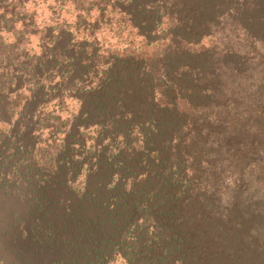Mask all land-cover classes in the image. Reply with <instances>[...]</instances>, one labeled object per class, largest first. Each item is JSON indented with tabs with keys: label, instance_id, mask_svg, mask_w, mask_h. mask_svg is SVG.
<instances>
[{
	"label": "trees",
	"instance_id": "1",
	"mask_svg": "<svg viewBox=\"0 0 264 264\" xmlns=\"http://www.w3.org/2000/svg\"><path fill=\"white\" fill-rule=\"evenodd\" d=\"M235 1L112 0L140 48L104 63L142 68L120 83L137 150L108 159L101 264L118 247L132 264H264V0ZM6 50L0 37V63H14ZM171 122L185 129L175 143L149 141Z\"/></svg>",
	"mask_w": 264,
	"mask_h": 264
},
{
	"label": "rangeland",
	"instance_id": "2",
	"mask_svg": "<svg viewBox=\"0 0 264 264\" xmlns=\"http://www.w3.org/2000/svg\"><path fill=\"white\" fill-rule=\"evenodd\" d=\"M113 4L2 3L0 37L17 59L0 63V264H101L103 230L113 234L110 214L101 211L115 173L108 159L137 150L134 134H127L136 124L125 122L131 89L120 83L142 68L104 63L140 48L139 34ZM159 129L149 141L175 143L185 131L175 122ZM111 254V264L133 263L120 247Z\"/></svg>",
	"mask_w": 264,
	"mask_h": 264
}]
</instances>
